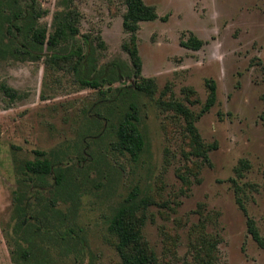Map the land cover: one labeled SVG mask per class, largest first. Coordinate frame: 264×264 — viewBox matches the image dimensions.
Here are the masks:
<instances>
[{
	"label": "rangeland",
	"instance_id": "rangeland-1",
	"mask_svg": "<svg viewBox=\"0 0 264 264\" xmlns=\"http://www.w3.org/2000/svg\"><path fill=\"white\" fill-rule=\"evenodd\" d=\"M6 2L0 0V264H15L18 181L31 185L16 166L36 151H70L81 169L74 176L79 197L59 208L70 207L86 242L82 253L56 258L60 264H122L108 219L130 194L141 200L132 218L142 236L135 249L159 264H264V249L248 231L251 218L264 238V0H144L158 18L140 24L137 45L142 76L155 81L156 92L140 98L146 145L138 159L116 147L108 127L81 145L87 116L113 92L82 88L70 65L51 60L92 44L98 71L113 62L132 67L125 0H15L13 12ZM65 4L79 12L76 40L35 43L27 29L52 34ZM192 37L204 42L200 50L182 45ZM210 80L217 99L203 112ZM136 81L125 77L113 88ZM242 160L250 169L240 177Z\"/></svg>",
	"mask_w": 264,
	"mask_h": 264
},
{
	"label": "trees",
	"instance_id": "trees-1",
	"mask_svg": "<svg viewBox=\"0 0 264 264\" xmlns=\"http://www.w3.org/2000/svg\"><path fill=\"white\" fill-rule=\"evenodd\" d=\"M7 1L11 11H17L18 6L15 0ZM125 6L123 27L131 37L124 44V49L130 56L132 67L122 62H113L104 70L98 71L92 44H88L85 53L81 47L74 51L75 47L71 46L70 52L55 54L51 60L63 69L70 65V71H75L82 88L98 90L107 85L108 91L113 92L110 98L96 103L92 114L87 116L86 132L81 136V145L84 147L89 137L94 140L93 137L96 139L102 133L101 131L99 135L93 134L94 131L108 127L116 138V147L130 154L134 159H138L146 145L145 135L140 128V98L146 95L152 96L156 92V84L153 79L142 76L143 65L137 45V34L142 22L155 21L158 15L156 9L147 5L144 0H125ZM20 19L17 18L14 24L18 32L23 31V25L22 28L20 26L23 20L20 21ZM78 21L77 9H70L68 4H65L54 17L55 29L52 34L48 35L45 27L36 28L33 25L27 31L38 45L44 46L47 43L49 46L59 47L76 40L79 34ZM25 27L26 25L24 29ZM182 45L193 50H200L204 42L192 37L182 42ZM125 77H134L137 81L134 85L113 88ZM207 86L210 93L203 112L210 110L217 99L215 81H208ZM102 93L104 97L107 95ZM167 105L178 112L190 115L188 109L182 104L167 103ZM189 130L198 136L193 121L189 123ZM35 153L34 160L21 161L16 166L17 174L26 176L31 185L18 181L14 209L16 221L14 262L15 264H60L56 258H70L71 253H82V246L86 242L85 236L82 235L83 229H79L70 219V207L67 213H63L59 208L70 201H76L79 197L77 190H80V185L77 184V178L74 176L81 169L74 163L72 165L74 159L70 158V151L56 153L54 156H48L42 151ZM79 154L84 155V153ZM83 159L86 160V156H83ZM249 169V162L242 160L236 173L242 177L244 171ZM238 203L245 211L240 199ZM140 208L141 200L138 195L130 194L123 202L111 209L108 231L117 240L122 264H159L155 257L135 249L142 240V236L141 231L133 225L132 218ZM248 231L255 242L264 249V238L256 222L251 218L248 219Z\"/></svg>",
	"mask_w": 264,
	"mask_h": 264
}]
</instances>
